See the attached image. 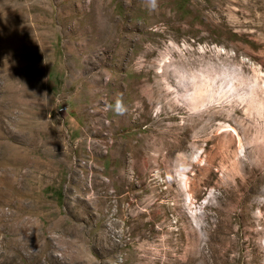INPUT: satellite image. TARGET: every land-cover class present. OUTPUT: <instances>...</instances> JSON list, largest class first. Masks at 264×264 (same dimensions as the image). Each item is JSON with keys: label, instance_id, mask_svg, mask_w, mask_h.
I'll return each mask as SVG.
<instances>
[{"label": "rangeland", "instance_id": "obj_1", "mask_svg": "<svg viewBox=\"0 0 264 264\" xmlns=\"http://www.w3.org/2000/svg\"><path fill=\"white\" fill-rule=\"evenodd\" d=\"M216 260L264 264V0H0V264Z\"/></svg>", "mask_w": 264, "mask_h": 264}, {"label": "clouds", "instance_id": "obj_2", "mask_svg": "<svg viewBox=\"0 0 264 264\" xmlns=\"http://www.w3.org/2000/svg\"><path fill=\"white\" fill-rule=\"evenodd\" d=\"M149 6L154 8L155 7V0H149Z\"/></svg>", "mask_w": 264, "mask_h": 264}, {"label": "built area", "instance_id": "obj_3", "mask_svg": "<svg viewBox=\"0 0 264 264\" xmlns=\"http://www.w3.org/2000/svg\"><path fill=\"white\" fill-rule=\"evenodd\" d=\"M61 111H65L67 109V106L66 105H61L60 108H59Z\"/></svg>", "mask_w": 264, "mask_h": 264}, {"label": "bare ground", "instance_id": "obj_4", "mask_svg": "<svg viewBox=\"0 0 264 264\" xmlns=\"http://www.w3.org/2000/svg\"><path fill=\"white\" fill-rule=\"evenodd\" d=\"M223 254H224V253H223ZM223 254H221V255H223ZM216 263H217V264H220V263H218V261H217V260H216ZM213 264H215V261H214V263H213Z\"/></svg>", "mask_w": 264, "mask_h": 264}]
</instances>
